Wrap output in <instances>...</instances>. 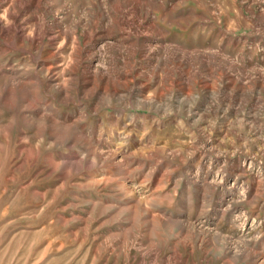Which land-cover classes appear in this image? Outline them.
Wrapping results in <instances>:
<instances>
[{
    "label": "rangeland",
    "instance_id": "1",
    "mask_svg": "<svg viewBox=\"0 0 264 264\" xmlns=\"http://www.w3.org/2000/svg\"><path fill=\"white\" fill-rule=\"evenodd\" d=\"M24 17L81 60L65 101L40 73L61 65L49 39L0 33V64L39 74L51 107L40 120L0 82V264H264V0H44Z\"/></svg>",
    "mask_w": 264,
    "mask_h": 264
},
{
    "label": "bare ground",
    "instance_id": "2",
    "mask_svg": "<svg viewBox=\"0 0 264 264\" xmlns=\"http://www.w3.org/2000/svg\"><path fill=\"white\" fill-rule=\"evenodd\" d=\"M2 1H0V10L1 9L4 10V8H5V10L3 11L2 17H0V33H1V36L3 38H8L11 40H12V38H15L13 44H11L12 46L18 45V42H19V43H22L25 45H26V43H28L29 45H35V46L39 47V46L43 45V43L45 42L46 39H49L48 41L51 43L53 50L50 51L48 58L50 60L53 58L59 59V61L61 60L59 62V64H61V65H59L58 67H55L54 64H48V63L42 64V63H40L39 66H42V68H41L42 71L40 73L46 79L47 85H49V86L56 85V87L60 88L61 91L63 92V94H64L63 96L66 97L65 101H69V97L72 98V95H71L72 84L75 81V78L78 77V73H77L78 70L74 68V65L78 64V66H79V64H80L79 62L81 59H78V58L76 59L74 56V53H73L69 56L71 61H70V63L68 61L67 62L68 65L66 64L67 65L66 66L65 61H67V60H65V58L63 56H61V50H62L61 48H63L64 46L62 47L61 45H63V43H60V41L62 39L60 33L54 32L52 29L49 30V29L42 28V26L39 22H36L30 28L29 25L27 24L25 17H24L25 14H28L33 9L35 11L40 10L44 0H9V1L6 0L7 4L2 3ZM129 7H131V6H129ZM122 10H125V7H123ZM130 13H131V10H130ZM5 19H7L6 22L4 21ZM76 38L66 36V40L75 47L77 44ZM87 42L88 43L91 42L90 37L87 38ZM11 45H10V48L12 47ZM5 51H6V49L2 48L1 52L5 53ZM38 62L39 61H37V63ZM71 63H73V65H71ZM58 70L60 71V76L62 75V79L57 77L54 74ZM89 71H92V67L90 65H89V67H87V71L85 73H87ZM91 73H92V75L97 74V68L93 72H89L90 75H91ZM91 80L87 78V80L85 79V81H84V89L82 91V94L84 97L89 96V93L87 94V92L92 87V85H91L92 81ZM0 82H1V88H2L1 97H3L1 99L6 100V97H4V95L6 93H10L12 86L15 85V87L19 88L21 91L22 103H29L30 104L28 109L33 111L32 115L40 118L39 116H41L43 113H49L50 114V111H51L50 105H47V104L41 102V100L35 96L34 90H36L37 88L38 89L41 88V86H42L41 84H43L39 74H29L27 72H21V71L16 70L14 67H11V65H9V64H6V65L0 64ZM15 82H17V83H15ZM120 85H122V84H120ZM95 92H96V95H97L99 100L103 99V98H107V97H112V96L114 97V95H117V91L109 92L108 88L104 84L96 87ZM47 118L49 119L50 122H52L56 125V122H55L56 118H54L53 115H50V116L48 115ZM25 119L28 120L29 118H25ZM40 120H41V118H40ZM77 126L78 125L76 123H74L71 126H68L66 129H69V130L72 129V130L76 131L78 129Z\"/></svg>",
    "mask_w": 264,
    "mask_h": 264
}]
</instances>
